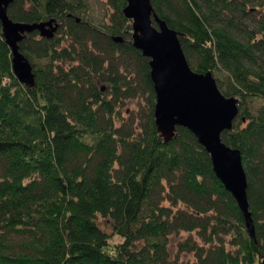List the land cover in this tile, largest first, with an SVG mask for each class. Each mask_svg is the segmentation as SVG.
<instances>
[{"label": "trees", "instance_id": "trees-1", "mask_svg": "<svg viewBox=\"0 0 264 264\" xmlns=\"http://www.w3.org/2000/svg\"><path fill=\"white\" fill-rule=\"evenodd\" d=\"M151 2L190 67L238 99L222 139L241 152L255 237L194 134L178 126L164 141L157 131L149 58L132 44L126 0H108L113 12L98 26L87 0H12L13 21L59 27L20 41L33 87L13 73L0 29V264H184L186 254L264 264V16L254 14L264 0ZM113 56L132 58L130 75ZM140 90L148 110L135 127L122 98Z\"/></svg>", "mask_w": 264, "mask_h": 264}, {"label": "water", "instance_id": "water-1", "mask_svg": "<svg viewBox=\"0 0 264 264\" xmlns=\"http://www.w3.org/2000/svg\"><path fill=\"white\" fill-rule=\"evenodd\" d=\"M12 0H0V29L11 51L12 71L22 83L35 85V73L29 59L20 51L27 33L38 31L53 38L59 22H17L9 18ZM124 15L132 22V44L149 58L150 76L156 95L154 120L164 141L176 135L177 127L189 129L211 156L213 171L237 201L247 231L255 237V227L247 197V174L240 150L222 139L231 130L239 108L238 99L225 96L211 72L194 71L182 49L178 33L160 18L151 0H126ZM156 23V25L154 24ZM115 41H121L114 37Z\"/></svg>", "mask_w": 264, "mask_h": 264}, {"label": "rangeland", "instance_id": "rangeland-1", "mask_svg": "<svg viewBox=\"0 0 264 264\" xmlns=\"http://www.w3.org/2000/svg\"><path fill=\"white\" fill-rule=\"evenodd\" d=\"M262 1V0H261ZM113 10L108 4V0H87V10L85 12L86 20L90 21L92 24L98 26L99 24L108 23L109 16L112 14ZM254 14L257 16H264V8H257L254 10ZM67 40H64L63 43H66ZM114 63L113 65H117L120 68V72L123 74L130 75L129 73L133 70L134 63L130 56H113L111 58ZM220 75V74H219ZM222 78V75L220 76ZM133 78V77H132ZM143 91L140 90V93L133 95L132 97L122 98V102L124 103L121 110H123V114L125 117H132L135 121V127L137 125L142 124L143 119L142 116L148 110L147 102H146V95L142 93ZM253 101V100H252ZM260 101L258 99H254L251 103V107L256 109L260 105ZM125 111V112H124ZM134 114V117H133ZM139 117V120H138ZM139 121V122H138ZM168 204L167 202H165ZM190 236L188 233H180L178 236H174L173 238L177 240V238ZM191 236H195L197 240L199 237L197 234H192ZM120 241L118 236H113L110 240L111 244L117 243ZM202 242V241H201ZM176 244V243H175ZM173 245L175 247L176 245ZM171 248V253L176 255V249ZM195 257L193 254H186L181 256L180 262L184 264H195Z\"/></svg>", "mask_w": 264, "mask_h": 264}]
</instances>
